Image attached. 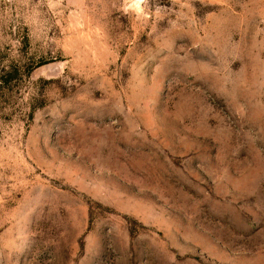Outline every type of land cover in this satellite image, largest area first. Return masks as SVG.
Returning <instances> with one entry per match:
<instances>
[{"label":"rangeland","instance_id":"rangeland-1","mask_svg":"<svg viewBox=\"0 0 264 264\" xmlns=\"http://www.w3.org/2000/svg\"><path fill=\"white\" fill-rule=\"evenodd\" d=\"M0 264H264V0H0Z\"/></svg>","mask_w":264,"mask_h":264}]
</instances>
